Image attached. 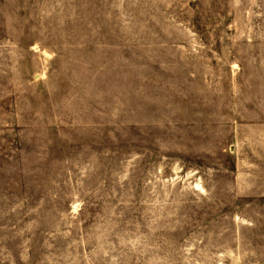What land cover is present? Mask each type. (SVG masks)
I'll return each mask as SVG.
<instances>
[{"label":"rangeland","instance_id":"rangeland-1","mask_svg":"<svg viewBox=\"0 0 264 264\" xmlns=\"http://www.w3.org/2000/svg\"><path fill=\"white\" fill-rule=\"evenodd\" d=\"M0 264H264V0H0Z\"/></svg>","mask_w":264,"mask_h":264}]
</instances>
